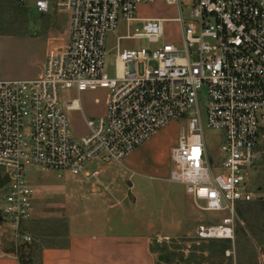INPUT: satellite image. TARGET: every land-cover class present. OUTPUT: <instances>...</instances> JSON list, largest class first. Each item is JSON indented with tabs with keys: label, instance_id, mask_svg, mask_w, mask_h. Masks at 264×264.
I'll return each instance as SVG.
<instances>
[{
	"label": "built area",
	"instance_id": "1",
	"mask_svg": "<svg viewBox=\"0 0 264 264\" xmlns=\"http://www.w3.org/2000/svg\"><path fill=\"white\" fill-rule=\"evenodd\" d=\"M15 1L26 6V0ZM33 1L39 14L69 15V41L64 51L47 57L39 79L0 81V173L11 187L1 210L3 236L16 248L33 243L24 230L37 194L26 180L28 168L58 178L98 179L102 169L91 172L93 163L122 164L169 124L186 120L171 150L168 181L184 185L201 211L226 214L199 226L195 239L230 242L225 255L235 259L236 229L245 226L239 209L254 200L248 176L264 130V0ZM157 4L175 15L151 18L143 11ZM184 8L193 21L186 22ZM120 23L128 31L142 25L126 39H146L155 48L120 53L116 78L110 79L106 42ZM169 24L176 36H168ZM71 89L108 92L105 114L86 120L83 137L73 135L69 119L81 111L80 101L61 99ZM202 113L223 138L216 156L203 136ZM171 242L166 236L153 239L158 245ZM259 259L264 264V256Z\"/></svg>",
	"mask_w": 264,
	"mask_h": 264
},
{
	"label": "rangeland",
	"instance_id": "2",
	"mask_svg": "<svg viewBox=\"0 0 264 264\" xmlns=\"http://www.w3.org/2000/svg\"><path fill=\"white\" fill-rule=\"evenodd\" d=\"M12 2L17 3L15 0ZM12 2L0 0V22H3L1 31L8 34L4 37L0 35V81H30L35 73V64L46 56L48 42L52 39L67 38L68 15L53 12L46 17L42 16L34 9V1L26 0V6L22 7V16H17L12 9L16 4ZM143 11L150 13V17L155 13L170 18L175 15L174 10L164 4H157ZM184 16L187 23L193 21L186 8ZM141 26L128 31L126 25L120 23L116 32L108 35L105 73L110 79L116 78V59L120 53L125 50L155 48V45L146 39H126L133 35L135 28L140 29ZM167 31L169 37L177 34L174 24L167 25ZM121 37L125 39L119 40ZM142 70L140 66V73ZM105 96L106 91L103 89L87 92L71 89L61 92L64 103L78 100L81 104V111L69 115L74 136H85L86 119L102 115ZM185 129L186 120L169 124L136 149L122 164L93 163L89 168L91 172L102 169L98 179H74L66 175L58 178L57 174L42 172L38 167L28 168L26 180L37 192L32 219L27 222L34 238L31 245L35 250V263L39 262L37 248L41 242L43 245H54L57 237L62 238L70 231L82 230L84 223L93 222L92 226L87 227V230L93 233L100 231L102 228L99 224L104 222L110 223H105L106 231L127 233L137 228L132 222L143 221L149 225L153 238L158 235L172 238L170 244H153L154 250L163 257L160 264H234L233 258L228 260L224 252L226 248L232 249L230 242L229 246L224 242L205 243L195 239V231L199 226L206 225L215 218L222 219L226 214L201 211L186 193L184 185L168 181L174 168L171 150ZM202 129L210 155L216 156L223 138L219 132L209 127L204 113ZM262 133L256 148L258 161L248 176L254 200L242 204L239 209L245 226L237 227L238 235L236 229V246L243 239H247L244 229L247 228L248 222L258 229L259 234L264 232V130ZM10 189L9 186L0 190L1 210L5 207ZM94 221L98 225H95ZM0 232L4 233L1 229ZM259 240L261 242L257 240V244L263 246L264 251V236ZM6 241L9 242L7 238ZM8 244L14 245L10 242ZM22 246H12V249L18 252ZM213 253L214 259L211 258Z\"/></svg>",
	"mask_w": 264,
	"mask_h": 264
},
{
	"label": "crops",
	"instance_id": "3",
	"mask_svg": "<svg viewBox=\"0 0 264 264\" xmlns=\"http://www.w3.org/2000/svg\"><path fill=\"white\" fill-rule=\"evenodd\" d=\"M53 12H57V11H51L48 14H40V15L46 17L47 15ZM158 17H162V14L155 13L151 15V18H158ZM68 21L70 27L69 15H68ZM69 27H68L66 39L63 38L52 39L48 42L49 46L46 56L35 64L34 66L35 73L30 78V80L39 79L43 75L45 68V61L47 57H49L50 55L58 54L67 48L69 41ZM107 101H108V92L106 91V96L103 103V112L101 116L105 114ZM95 117H100V116H93L92 118ZM105 223L110 224L109 222H104L103 224H99L102 229L100 231L97 230L95 233L87 230V227L89 225L92 226L93 222H87L84 223L85 225L83 226L82 230L70 231L69 234L65 235L64 237L62 236V238L57 237L56 244L54 245L50 243L43 245V243L41 242V245L39 246V248H37L38 250L37 259L39 260L38 263L39 264H160L161 263L160 262L161 255L154 250L153 247L154 238L152 236V232H150L149 230L148 224L143 223V221H139V222L135 221L132 223L136 224L137 228H135L134 230H130L127 233H117V232L106 231ZM94 224L98 225L97 222L95 221ZM24 230L27 234H29L32 237L31 227L29 225H27ZM244 231L247 234V239L245 238L243 239V241H240L237 244V246L235 241V259H232L234 261V264H261L259 255L264 256V251H262L263 246H260L259 243L257 244V242L260 241L259 239H262V237L264 236V232L263 234L260 233L261 234L260 235L258 229L253 227L249 222L247 228L245 227ZM237 235H238V229H237ZM2 242H3V233L0 232V264H20L17 258V252L12 249V246H10V244H8V248L5 249ZM229 249L231 248L230 247L227 248L224 252H226ZM250 249H253V251Z\"/></svg>",
	"mask_w": 264,
	"mask_h": 264
},
{
	"label": "trees",
	"instance_id": "4",
	"mask_svg": "<svg viewBox=\"0 0 264 264\" xmlns=\"http://www.w3.org/2000/svg\"><path fill=\"white\" fill-rule=\"evenodd\" d=\"M13 1V0H12ZM11 0H9V2H12ZM12 3H14V2H12ZM14 4H16V6L15 5H13V10L16 12V14H17V16H22V12H24V10H22L23 8L22 7H24V6H21V5H19L18 3H14ZM0 12H2V7L0 8ZM1 15V14H0ZM25 15V14H24ZM25 17V16H24ZM2 21L0 22V31H1V29L3 28V26H2ZM2 32V31H1ZM0 35L1 36H6V35H8L7 33L5 34V33H0ZM0 36V37H1ZM0 225H1V218H0ZM219 242H224V243H229V242H227V241H219ZM229 245V244H228ZM227 249V248H226ZM225 249V250H226ZM33 250H34V247L31 245V244H24L21 248H20V250L18 249V252H17V258H18V260H19V262H20V264H36L35 263V261H34V256H33ZM35 251V250H34ZM215 254L213 253L212 254V259H214V256ZM221 255H223V252H222V254H219V256L221 257ZM165 259V258H164ZM39 264V263H38ZM220 264V263H219Z\"/></svg>",
	"mask_w": 264,
	"mask_h": 264
},
{
	"label": "water",
	"instance_id": "5",
	"mask_svg": "<svg viewBox=\"0 0 264 264\" xmlns=\"http://www.w3.org/2000/svg\"><path fill=\"white\" fill-rule=\"evenodd\" d=\"M10 183V178L8 176L2 177L0 173V190L3 189L6 185ZM131 200L134 202V198L131 196ZM0 217H1V209H0ZM3 246L5 249L8 248V243L6 241V237L3 236ZM163 257H160V260H162Z\"/></svg>",
	"mask_w": 264,
	"mask_h": 264
},
{
	"label": "bare ground",
	"instance_id": "6",
	"mask_svg": "<svg viewBox=\"0 0 264 264\" xmlns=\"http://www.w3.org/2000/svg\"><path fill=\"white\" fill-rule=\"evenodd\" d=\"M120 71H121V66H120Z\"/></svg>",
	"mask_w": 264,
	"mask_h": 264
}]
</instances>
